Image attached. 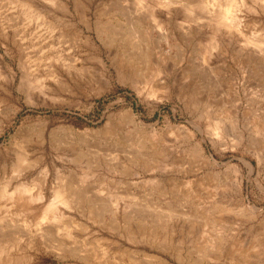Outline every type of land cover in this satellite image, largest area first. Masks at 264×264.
Listing matches in <instances>:
<instances>
[{
	"label": "rangeland",
	"instance_id": "rangeland-1",
	"mask_svg": "<svg viewBox=\"0 0 264 264\" xmlns=\"http://www.w3.org/2000/svg\"><path fill=\"white\" fill-rule=\"evenodd\" d=\"M28 1L0 0V264H264V0Z\"/></svg>",
	"mask_w": 264,
	"mask_h": 264
},
{
	"label": "bare ground",
	"instance_id": "bare-ground-1",
	"mask_svg": "<svg viewBox=\"0 0 264 264\" xmlns=\"http://www.w3.org/2000/svg\"><path fill=\"white\" fill-rule=\"evenodd\" d=\"M12 2H15V3H19V4H21V5H23L24 7L25 6H28V7H31L30 6V2L28 1V0H11ZM50 2H52L53 3V1H55V0H49ZM141 1H143V0H141ZM149 1V0H148ZM175 1V0H174ZM173 1V2H174ZM178 1V0H177ZM185 1V0H184ZM188 1L189 0H187L186 2H187V7H186V9L187 10H190L192 7H191V4H189L188 3ZM194 1H196V0H194ZM194 1H192V3L194 2ZM199 1V0H198ZM197 1V2H198ZM205 1V0H204ZM260 1V0H259ZM172 2V3H173ZM206 2V1H205ZM239 2V1H238ZM32 3V2H31ZM133 3V2H132ZM135 3V2H134ZM180 3V2H179ZM184 2H182V5L183 6H185L184 4H183ZM191 3V2H190ZM195 3V2H194ZM212 4H211V6H208L209 4H206L207 6H208V8L206 7V10H211L210 8H212L213 7V2H211ZM6 4V3H5ZM82 4V3H81ZM136 4V3H135ZM143 4V3H142ZM146 4V3H145ZM151 4V3H150ZM170 4V3H169ZM175 4V3H174ZM197 4V3H196ZM138 5H140V4H138ZM176 5V4H175ZM221 6L223 5V3L222 4H220ZM227 5V4H226ZM82 6V5H81ZM146 6V5H145ZM231 6V5H230ZM34 7V6H33ZM64 7V6H63ZM133 7H134V4H133ZM138 7V6H137ZM143 7H144V4H143ZM223 7V6H222ZM222 7H221V10H222ZM36 8V7H35ZM82 8V7H81ZM140 8V7H139ZM138 8V9H139ZM230 8V7H229ZM185 9V7L183 8V10ZM193 9H195V8H192V11H193ZM205 9V8H204ZM214 9V8H213ZM215 9H216V7H215ZM214 9V10H215ZM58 10V9H57ZM78 10V9H77ZM229 10V9H228ZM228 10L227 9H224V14L222 15V20L223 21H230L231 20V17L229 16L230 14L228 13L227 14V12H228ZM47 11V10H46ZM54 11V10H53ZM186 11V10H185ZM184 11V12H185ZM191 11V10H190ZM190 11H188L189 13H190ZM62 12V11H61ZM81 13H83L82 11H81ZM81 13H80V15H81ZM182 13H183V11H182ZM197 13V12H196ZM201 13V12H200ZM209 13H210V11H209ZM193 14H194V12H193ZM211 14V13H210ZM214 14H217V13H215L214 12ZM196 15H198V13L196 14ZM206 15V14H205ZM44 16V15H43ZM56 16V15H55ZM187 16V15H186ZM193 16L194 15H192V19H194L193 18ZM213 16V15H212ZM211 16V17H212ZM215 16V15H214ZM217 16V15H216ZM185 17V16H184ZM188 17V16H187ZM190 17V16H189ZM218 17V16H217ZM217 17H215V18H217ZM228 17H229V19H228ZM55 18V17H54ZM205 18V17H204ZM213 18V17H212ZM220 18V17H219ZM156 19V18H155ZM186 19V18H185ZM189 18H187V20H188ZM190 19H191V17H190ZM195 19H198V17L197 18H195ZM50 20V19H49ZM201 20H203V19H201ZM207 20V19H206ZM211 20V19H210ZM218 20V19H217ZM39 21V20H38ZM81 21V20H80ZM195 21V20H194ZM198 20H196L195 22H197ZM62 22V21H61ZM72 22V21H71ZM162 22V21H161ZM207 22V21H206ZM208 22H210V21H208ZM207 22V23H208ZM212 22V21H211ZM217 22V21H216ZM57 23H60V22H57ZM63 23H65V22H63ZM84 23V22H83ZM193 23V22H192ZM203 23H204V20H203ZM228 23V22H227ZM226 23V24H227ZM100 24V23H99ZM111 24V23H110ZM208 24H210V23H208ZM215 24V23H214ZM214 24H212L213 26V28H212V32L214 31L213 29H215L216 28V26L214 25ZM229 24V23H228ZM61 25V24H60ZM108 25V24H107ZM160 25H162V24H160ZM217 25V24H216ZM232 25V24H231ZM51 27H52V25H50ZM53 26L56 28L57 27V25L55 24H53ZM218 26V25H217ZM226 26V25H225ZM59 27V26H58ZM64 27V26H63ZM70 27V26H69ZM87 27V26H86ZM215 27V28H214ZM218 27H220V25L218 26ZM130 28V27H129ZM51 29H53V28H51ZM132 29V28H131ZM227 29V28H226ZM58 30V29H57ZM56 30V31H57ZM77 30V29H76ZM116 30V29H115ZM40 31V30H39ZM53 31V30H52ZM59 31L60 32H62L63 30H62V28H60L59 27ZM65 31V30H64ZM73 31V30H72ZM75 31V30H74ZM108 31V30H107ZM132 31V30H131ZM215 31H217L216 29H215ZM228 31H230V30H228ZM69 32H71V31H69ZM133 32H131V34H132ZM214 33H216V32H214ZM220 33V32H219ZM119 34V33H118ZM224 34H226V33H224ZM224 34H223V36H224ZM66 34H64V36H65ZM71 35V34H70ZM120 35V34H119ZM138 34H136L134 37L136 38L137 37V39L141 36V35H139V36H137ZM227 35V34H226ZM230 35V34H229ZM115 36H116V34H115ZM133 36V35H132ZM118 37V36H117ZM119 38V37H118ZM129 38H130V36H129ZM221 38H222V36H221ZM132 39L134 40V38L132 37ZM213 39V38H212ZM101 40V39H100ZM103 40V39H102ZM211 40V39H210ZM215 40V39H214ZM91 41V40H90ZM124 41H126V40H124ZM129 41V40H128ZM137 41H139V39L137 40ZM226 41V40H225ZM92 42V41H91ZM223 42H224V40H223ZM139 44H137L138 46H140V41L138 42ZM90 44V43H89ZM105 44V43H104ZM122 44V43H121ZM133 44H136V41H133ZM210 44V43H209ZM212 45H215L216 47H220V49H222L221 48V46H219V43H218V46H217V44H215L214 42L213 43H211ZM226 44V43H225ZM132 45V44H131ZM93 46V45H92ZM215 46H213V47H215ZM143 47V46H142ZM212 47V48H213ZM135 48H136V46H135ZM134 48V49H135ZM139 48V47H138ZM210 49H211V47H209ZM143 49V48H142ZM144 49H145V47H144ZM148 49V48H147ZM149 49H150V47H149ZM215 49H217V48H215ZM224 49V48H223ZM222 49V50H223ZM146 50V49H145ZM219 50V49H218ZM221 50V51H222ZM144 51V50H143ZM224 51V50H223ZM92 53V52H91ZM150 53V52H149ZM260 53V52H259ZM146 54H147V52H146ZM247 54V53H246ZM133 55V54H132ZM130 57H131V54H130ZM130 57H128L129 58V60H130ZM133 57V56H132ZM142 57H143V55H142ZM141 57V58H142ZM148 57V56H147ZM202 57V56H201ZM164 58V57H163ZM207 58V57H206ZM143 59L145 60L146 59V56H144L143 57ZM142 59V60H143ZM149 59V58H148ZM147 59V60H148ZM161 59V58H160ZM202 59V58H201ZM123 60V59H122ZM134 60H136V59H134ZM245 60H246V58H245ZM260 60V59H259ZM101 61V60H100ZM128 61V60H127ZM131 61V60H130ZM150 61V60H149ZM162 61V60H161ZM204 61V60H203ZM143 62V61H142ZM141 62V63H142ZM128 63V62H127ZM205 63V62H204ZM116 64V63H115ZM125 65V64H124ZM117 66V65H116ZM137 66H138V64H137ZM148 66V65H147ZM146 66V67H147ZM150 66V65H149ZM130 67V66H129ZM139 67V66H138ZM123 68V67H122ZM121 68V69H122ZM153 68V67H152ZM152 68H150V70L152 69ZM120 68H118V70H119ZM140 69H142V68H140ZM149 69V68H148ZM148 69H147V71H148ZM210 69V68H209ZM212 69V68H211ZM125 70V69H124ZM154 70V69H153ZM152 71V70H151ZM211 71V70H210ZM120 72H122L121 70H120ZM153 72V71H152ZM212 72V71H211ZM148 73V72H147ZM150 73V72H149ZM154 73V72H153ZM210 73V72H209ZM144 74V73H143ZM141 75V74H140ZM187 75V74H186ZM142 76V75H141ZM148 76V75H147ZM143 77V76H142ZM146 79H147V77H146ZM160 81V80H159ZM160 83V82H159ZM161 84V83H160ZM164 85V84H163ZM163 87V86H162ZM165 87V86H164ZM262 107H264V106H262ZM235 113V112H234ZM262 113V112H261ZM252 115V114H251ZM263 117V116H262ZM251 120V119H250ZM254 120V119H253ZM259 123V122H258ZM256 126H258V124L256 125ZM261 126V125H260ZM254 127V126H253ZM221 128V127H220ZM262 128L264 129V125H262ZM254 129V128H253ZM257 129H258V127H256L255 128V131H257ZM264 131V130H263ZM254 132V131H253ZM255 133V132H254ZM264 133V132H263ZM155 136V135H154ZM154 136H151L152 138L154 137ZM156 139H158V137L156 138ZM156 141H158V140H156ZM262 141V140H261ZM24 142V141H23ZM25 142H27V141H25ZM22 143V142H21ZM20 143V144H21ZM144 143V142H143ZM155 143V142H154ZM157 143V142H156ZM22 145V144H21ZM20 145V147L21 148H23V146H21ZM25 145V144H24ZM140 145V144H139ZM144 145V144H143ZM140 147V146H139ZM19 148V147H18ZM27 148V147H26ZM261 148V147H260ZM20 151L19 152H22L21 151V149H19ZM23 150H24V148H23ZM157 150V149H156ZM158 151V150H157ZM24 152H25V150H24ZM18 153V152H17ZM19 154H21V153H19ZM22 154H23V152H22ZM25 154V153H24ZM36 154V153H35ZM258 154V153H257ZM24 156H26V155H24ZM261 157V156H260ZM34 158V157H33ZM19 163L18 164H24L25 163V160L21 157V156H19ZM35 159V158H34ZM161 159V158H160ZM247 161V160H246ZM21 164H20V166H21ZM245 164V163H244ZM246 164H248L249 165V167L250 168H252V164L250 163V162H247ZM262 164V163H261ZM247 165V166H248ZM35 166V165H34ZM22 167V166H21ZM248 167V168H249ZM2 168L4 169V167L2 166ZM2 168H1V170H2ZM249 170V169H248ZM3 172V171H2ZM21 172V171H20ZM12 176V175H11ZM13 179V178H12ZM22 179V178H21ZM11 180V179H10ZM75 177H73L71 174H69L68 176H67V182H66V185H63V186H61L60 188H54V190H53V193H54V195L57 197V199H60V200H63V199H66L65 197L69 194V193H72L71 192V189H70V185L72 186V185H74V183H75ZM0 181H2L3 182V180H0ZM74 182V183H73ZM78 182V181H77ZM237 182V181H236ZM9 183V182H8ZM8 183H5L4 182V184H2V185H0V187H1V195H8V194H13V192L15 191V190H17L16 189V186L14 187V189L13 190H10L9 191V185H8ZM76 184V183H75ZM21 186H23V184H21ZM26 186H23V189L25 188ZM73 188H74V191H76L77 193L79 192V191H77V190H75V187L74 186H72ZM79 187V186H78ZM196 189H197V187H195ZM19 189V188H18ZM26 189H30V188H25L24 190H26ZM79 190H80V187L78 188ZM177 190H178V188H177ZM188 191V190H187ZM17 192H20V196H23V195H21V193L23 192V190H22V192L21 191H19V190H17ZM75 192V193H76ZM41 194V188H40V186H39V188L34 192V194H32V195H35V196H37V194ZM81 193V192H80ZM80 193H78V194H80ZM84 192H82L80 195H78V197H80L82 194H83ZM173 193H174V191H173ZM202 193V192H201ZM200 195V194H199ZM9 196V195H8ZM40 196V195H39ZM188 196V195H187ZM67 197H70L69 195L67 196ZM85 197V196H84ZM198 197V196H197ZM77 199V198H76ZM79 199V198H78ZM196 199V198H195ZM190 200V199H189ZM103 203V202H102ZM140 203H142V201L140 202ZM149 202H145L144 204H142L141 206H149V204H148ZM91 204V203H90ZM48 205L49 206H45V207H47L46 209H48L51 213H54L55 212V208L54 207H50V203H48ZM100 205V204H99ZM152 205V204H151ZM151 205H150V207H151ZM87 206H88V204H87ZM103 206H104V204H103ZM220 206V205H219ZM243 208H247V207H249L248 205H246V204H242L241 205ZM44 207V208H45ZM90 207L92 208L93 206H91L90 205ZM109 207V206H108ZM142 207V208H143ZM150 207H148V208H146V210L147 209H149ZM152 207H154V204L152 205ZM157 207V209L159 210V208H158V206H156ZM160 207V206H159ZM27 208V207H26ZM31 208H36L35 206H33L32 205V207ZM89 207H87V209H88ZM91 208H89L90 210H89V213H92L94 210H92L91 211ZM142 208H141V210H142ZM145 208V207H144ZM163 208V207H162ZM161 207H160V209L163 211V209H162ZM169 208V207H168ZM167 208V209H168ZM218 209V208H217ZM248 209V208H247ZM249 209H252V207L251 208H249ZM43 210V209H42ZM54 210V211H53ZM95 210H96V208H95ZM114 210V209H113ZM150 210H151V208H150ZM165 210V209H164ZM174 210V209H173ZM215 210V212H216V208L214 209ZM221 210V209H220ZM21 211V210H20ZM153 211H154V209H153ZM156 211V210H155ZM160 211V210H159ZM161 211V213H163V212H165V211H163L162 212ZM167 211V210H166ZM168 211H171L170 210V208L168 209ZM218 211V210H217ZM223 211V210H222ZM251 211V210H250ZM98 212H99V209L98 210H96V212L95 213H97L98 214ZM194 212V211H193ZM161 213H159V214H161ZM169 213V212H168ZM170 213H173L172 211L170 212ZM182 213V212H181ZM180 213V214H181ZM186 213V212H185ZM191 213V212H190ZM93 214H94V212H93ZM156 214H158V213H156ZM167 214V213H166ZM196 214H198V213H196ZM60 215V214H59ZM58 215V216H59ZM162 215V214H161ZM165 215V214H164ZM168 215V214H167ZM171 215V214H170ZM184 215V214H183ZM191 215V214H190ZM202 215V214H201ZM218 215V214H217ZM114 216V215H113ZM185 216V215H184ZM193 216V215H192ZM191 216V217H192ZM185 217H188V219L190 220L189 221V223L191 222V223H193V218H195V216H193V218L191 219V218H189V216L187 215V216H185ZM207 217V216H206ZM209 217V216H208ZM207 217V218H208ZM221 217V216H220ZM205 218V217H204ZM112 219V218H111ZM110 219V220H111ZM125 219V218H124ZM187 219V220H188ZM196 219V218H195ZM198 219H199V217H198ZM68 220V219H67ZM191 220H193V221H191ZM200 220V219H199ZM109 221V220H108ZM117 221V220H116ZM68 221H66L65 223H67ZM195 222V221H194ZM202 222V224H205V222H203V220L201 221ZM69 223V222H68ZM114 223V222H113ZM190 223V224H191ZM70 224H71V221H70ZM117 224H119V223H117ZM122 224V223H121ZM124 225V224H123ZM206 225H208V224H206ZM58 226V225H57ZM62 226H64V224H62ZM140 226H142V224H140ZM145 226V225H144ZM115 228V227H114ZM46 229V228H45ZM45 229H43V230H45ZM59 229V228H58ZM124 229H125V227H124ZM193 229V228H192ZM48 230V231H47ZM47 230H45L46 232L45 233H47L49 236H50V233L51 232H49V230L50 229H47ZM123 230V229H122ZM129 230V229H128ZM51 231V230H50ZM117 231V230H116ZM141 231L142 230H140V233H141ZM147 231V230H146ZM151 231H153V230H151ZM122 232V231H121ZM121 232H119V233H121ZM45 233H43V234H45ZM53 233V232H52ZM142 233H143V231H142ZM207 233H208V231H207ZM47 234H45V235H47ZM54 234V233H53ZM111 234V233H110ZM115 234H117V233H115ZM146 234H148V233H146ZM212 234V233H211ZM47 235V236H48ZM121 235V234H120ZM123 235V234H122ZM121 235V236H122ZM209 235V234H208ZM108 236V235H107ZM124 236H125V234H124ZM51 237V236H50ZM54 237H56V236H54ZM207 238H208V236H207ZM51 240H53L52 238H50ZM59 238L57 237V239L55 238V240H54V242L53 243H55V244H59V246H60V244H61V242L62 241H59V240H62L61 238L58 240ZM116 239V238H115ZM59 242H58V241ZM206 240V239H205ZM213 240V239H212ZM207 241V240H206ZM71 242V241H70ZM69 242V243H70ZM80 242V241H79ZM162 242H164V241H162ZM166 242V241H165ZM164 242V243H165ZM62 243H67V242H62ZM94 243V242H93ZM179 243H180V245L182 244V240H180L179 241ZM202 243V242H201ZM95 244V243H94ZM63 245V244H62ZM75 245H78V244H75ZM74 244H73V248H77V246H75ZM79 245H81V244H79ZM110 245H111V247H109V248H107L106 249V252L104 251V253H102V254H100L99 256V258H101V257H103V256H105V257H103V258H106L107 260H109V259H113V258H115V256H120V255H123V254H127V258L129 259V261H133V263H135V264H170L169 262H167L165 259H163V258H161L160 256H157V255H155V254H151V253H146V252H144V253H139V252H137L136 250H129V249H127V248H125V247H123L122 246V244L121 243H119L118 241H111L110 242ZM53 246L55 247L56 245H54L53 244ZM75 246V247H74ZM236 246H238L237 244H236ZM58 247V246H57ZM56 247V248H57ZM61 247V246H60ZM73 249L74 251L75 250H77L79 253H80V258L82 259V260H85V261H87L88 260V258L90 257V256H92V255H94V256H98L97 255V253H96V255L95 254H89V252H87L88 250H83V249H81L80 247L78 248V249ZM234 248V247H233ZM232 248V249H233ZM237 248V247H236ZM97 249V248H96ZM200 249V248H199ZM201 250V249H200ZM73 251V252H74ZM76 251V252H77ZM94 251V250H93ZM204 252L203 253H206V251L205 250H203ZM196 252H197V249H196ZM198 252H199V250H198ZM91 253V252H90ZM93 253V252H92ZM100 253V252H99ZM202 253V252H201ZM198 254V253H197ZM234 254H235V252H234ZM239 254H241V253H239ZM201 256V255H200ZM216 256V255H215ZM242 256V255H241ZM244 256H245V254H244ZM93 257V256H92ZM230 257V256H229ZM234 257H236L235 255H234ZM263 257V256H262ZM96 258V257H95ZM214 258V257H213ZM91 259V258H90ZM242 259V258H241ZM100 260V259H99ZM104 259H102V261H103ZM199 260H201V257H200V259ZM203 260V259H202ZM85 261H83V262H85ZM93 261V260H92ZM128 261V260H127ZM178 261H179V263H181V257L178 259ZM233 261V260H232ZM240 260L239 259H235L234 258V261H233V263L234 264H238V262H239ZM242 261V260H241ZM109 262V261H108ZM107 261L106 262H104L105 264H107L108 263ZM118 262V261H117ZM123 262H125V261H123ZM199 262V261H198ZM86 263H88V261L86 262ZM101 263H103V262H101ZM204 263V262H203ZM203 263H200V264H203ZM243 263H244V261H243ZM91 264V263H90ZM99 264V263H98ZM109 264V263H108ZM125 264V263H124ZM242 264V263H241Z\"/></svg>",
	"mask_w": 264,
	"mask_h": 264
}]
</instances>
